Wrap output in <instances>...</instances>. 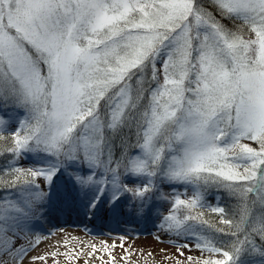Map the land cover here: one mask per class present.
I'll return each mask as SVG.
<instances>
[{"label": "snow or ice", "instance_id": "snow-or-ice-1", "mask_svg": "<svg viewBox=\"0 0 264 264\" xmlns=\"http://www.w3.org/2000/svg\"><path fill=\"white\" fill-rule=\"evenodd\" d=\"M70 210L119 245L36 252ZM148 223L264 264V0H0V264L130 260Z\"/></svg>", "mask_w": 264, "mask_h": 264}, {"label": "rangeland", "instance_id": "rangeland-1", "mask_svg": "<svg viewBox=\"0 0 264 264\" xmlns=\"http://www.w3.org/2000/svg\"><path fill=\"white\" fill-rule=\"evenodd\" d=\"M183 191V189H180ZM123 225V229H124ZM63 232L55 231V234L51 235V238L48 237L47 240L43 241L36 252L43 253L45 251H58L60 253L68 252L69 250H79L84 245L95 244L97 248H101V241H107L108 244H112L113 241L119 245L120 241L118 235L123 231L120 230H110L104 229L100 233H88L80 227L65 225L60 226ZM139 235L133 233L124 241V244L127 248H130L135 252V255L129 260L125 257L124 260H121V256H125V253L121 248L116 247L115 249H110L113 254L116 256V261L114 264H174L173 260H164V252H161V249H165L168 254L175 252V249L172 245L168 243H161L156 239V230L152 227L150 223L142 224L139 226ZM112 235V236H109ZM162 240H166V237L161 236ZM90 251V248H84V252L87 253ZM33 252L32 254H36ZM143 253V255H141ZM152 253V255H148ZM188 254V253H186ZM198 253L193 252L191 255H197ZM97 256L104 257V264H107L108 257L106 254L100 252L97 253ZM58 264H84L85 260L88 261V264H101L100 259H90L87 255H80L79 258H65L64 255L58 256L56 258ZM36 264H45V262L37 261ZM46 264H54L53 259L48 257Z\"/></svg>", "mask_w": 264, "mask_h": 264}, {"label": "bare ground", "instance_id": "bare-ground-1", "mask_svg": "<svg viewBox=\"0 0 264 264\" xmlns=\"http://www.w3.org/2000/svg\"><path fill=\"white\" fill-rule=\"evenodd\" d=\"M82 216L81 215H79L78 213L75 215V218L78 220L79 218H81ZM61 221H62V223H59V225H56V227L58 228L60 225H62V226H65L68 222H65L64 220H63V218H61ZM59 229V228H58ZM92 233H94V234H96V233H100L99 231H94V232H92ZM53 234H55V232L53 233ZM109 236H112V235H109ZM49 238H51V235L49 236Z\"/></svg>", "mask_w": 264, "mask_h": 264}]
</instances>
